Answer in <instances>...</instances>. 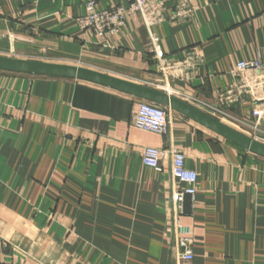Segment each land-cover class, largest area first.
<instances>
[{"label": "crops", "instance_id": "1", "mask_svg": "<svg viewBox=\"0 0 264 264\" xmlns=\"http://www.w3.org/2000/svg\"><path fill=\"white\" fill-rule=\"evenodd\" d=\"M86 1L0 0V55L164 90L141 19L99 38L79 26ZM179 1H166L168 16ZM128 3L100 0L97 9ZM187 4L190 17L151 29L169 57L196 50L204 58L196 78L170 86L210 114L236 62L264 57V0ZM138 100L85 80L0 69V264H177L169 158L158 169L142 162L145 147L170 143L198 173L182 217L194 264H264V157L174 110L169 135L142 130ZM252 106L245 99L227 112L242 119Z\"/></svg>", "mask_w": 264, "mask_h": 264}, {"label": "built area", "instance_id": "2", "mask_svg": "<svg viewBox=\"0 0 264 264\" xmlns=\"http://www.w3.org/2000/svg\"><path fill=\"white\" fill-rule=\"evenodd\" d=\"M100 0H87V13L78 18L83 30H91L97 37L106 38L118 34L129 17H139L149 30V55L156 62L161 81L167 92L176 91L172 82H190L199 74L205 64L204 58L196 50H188L181 58L173 59L164 51L161 39L152 31V26L168 18L185 19L191 16L187 0H180L176 12L168 16L167 0H129L128 5H112L97 9ZM234 82L217 93V103L208 105L210 112L219 113L239 123L249 137L259 141L264 139V57L239 60L232 69ZM171 87V88H170ZM182 99V98H181ZM250 99L253 106L246 118H236L227 112V107L241 104ZM184 100V99H183ZM186 102L193 104L196 98L188 95ZM173 110L154 102L140 99L133 119L136 127L152 133L169 135ZM169 158L170 173L173 179L171 200V228L174 235L173 256L177 264H194V239L192 230L182 222L187 215L186 204L198 191V173L187 167L185 152L170 143L168 147L147 146L143 149L142 162L150 168H161L165 158Z\"/></svg>", "mask_w": 264, "mask_h": 264}, {"label": "water", "instance_id": "3", "mask_svg": "<svg viewBox=\"0 0 264 264\" xmlns=\"http://www.w3.org/2000/svg\"><path fill=\"white\" fill-rule=\"evenodd\" d=\"M0 69L75 78L131 94L177 111L248 152L264 157V142L229 126L166 90L134 82L90 68L0 55Z\"/></svg>", "mask_w": 264, "mask_h": 264}, {"label": "rangeland", "instance_id": "4", "mask_svg": "<svg viewBox=\"0 0 264 264\" xmlns=\"http://www.w3.org/2000/svg\"><path fill=\"white\" fill-rule=\"evenodd\" d=\"M210 115L214 116L215 118L223 121L224 123L228 124L229 126L235 128V129H237V130L241 131L242 133L249 136L248 132L242 126H237L236 122L234 120L227 118V117H224L223 115H221L219 113L217 114V113L211 112ZM259 141L264 142V139H262V140L259 139Z\"/></svg>", "mask_w": 264, "mask_h": 264}, {"label": "trees", "instance_id": "5", "mask_svg": "<svg viewBox=\"0 0 264 264\" xmlns=\"http://www.w3.org/2000/svg\"><path fill=\"white\" fill-rule=\"evenodd\" d=\"M234 144V143H233ZM236 146H238V145H236ZM239 147V146H238ZM239 148H241V147H239ZM241 149H243V148H241Z\"/></svg>", "mask_w": 264, "mask_h": 264}]
</instances>
